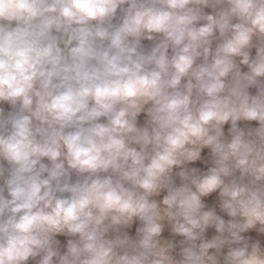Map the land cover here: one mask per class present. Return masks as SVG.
<instances>
[{
  "label": "clouds",
  "instance_id": "obj_1",
  "mask_svg": "<svg viewBox=\"0 0 264 264\" xmlns=\"http://www.w3.org/2000/svg\"><path fill=\"white\" fill-rule=\"evenodd\" d=\"M0 264H264V0H0Z\"/></svg>",
  "mask_w": 264,
  "mask_h": 264
}]
</instances>
